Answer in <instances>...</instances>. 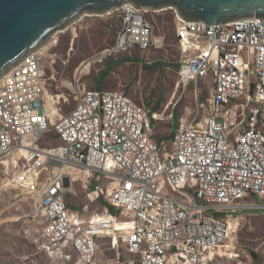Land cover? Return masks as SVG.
<instances>
[{
	"label": "built area",
	"instance_id": "1",
	"mask_svg": "<svg viewBox=\"0 0 264 264\" xmlns=\"http://www.w3.org/2000/svg\"><path fill=\"white\" fill-rule=\"evenodd\" d=\"M119 13L123 28L103 56L164 45L149 10L126 4ZM175 23L179 86L204 81L209 100L201 105L206 114L180 122L170 150L153 137L157 115L117 91L79 90L68 115L60 114V98L53 123L48 79L35 53L0 79V163L16 167L14 186L35 198L30 218L44 228L39 244L49 264H97L101 239L88 234L82 250L65 238L66 218L80 217L74 228L81 234L99 216L72 211L67 198H79L73 189L79 179L46 177L51 169L83 172L87 197L120 213L112 217L106 209L107 223L94 222L97 230L123 227L117 264H214L217 256L212 261L206 249L225 246L231 235L219 215L249 198L264 201V18L208 25L176 14ZM236 103L241 122L229 110ZM50 129L59 145L41 146Z\"/></svg>",
	"mask_w": 264,
	"mask_h": 264
},
{
	"label": "rangeland",
	"instance_id": "2",
	"mask_svg": "<svg viewBox=\"0 0 264 264\" xmlns=\"http://www.w3.org/2000/svg\"><path fill=\"white\" fill-rule=\"evenodd\" d=\"M89 12L85 11L78 21L55 33L43 46L45 50L40 55L48 79V103L51 100V103H58L61 98L60 114L68 115L78 104L79 90H94L100 85L102 90L121 92L152 113L163 116L158 122H152L155 125L154 139L165 143L170 150L171 142H174L173 131L175 129L176 132L180 122L194 118L198 112L202 115L207 113V107L203 110L201 105H206L209 100V86L194 82L179 86L180 57L167 13H163L157 20L162 12H150L159 13L150 14V18L156 27V37L166 40L164 45L146 54L133 52L103 56L105 51L115 46L121 21L116 11L105 15H90ZM111 57L114 58L110 59ZM136 58L142 61H134ZM146 66L151 69H146ZM108 70L109 74L103 77V73ZM49 105L46 107L47 111ZM48 113L51 115L49 111ZM56 137V131L50 129L42 136L40 145L57 146L59 144ZM1 164L0 264H49L39 244L42 228L29 218L36 205L35 198L18 191L15 186L4 189L18 170L9 167L5 169ZM79 172L84 178H78L80 183L74 184L73 189L80 199L68 198L71 209L83 213L85 208L91 216L104 213L103 216L94 217L92 225L95 226L94 222L107 223L108 220L103 218L106 217L103 210L106 208L102 207L100 201L94 204L89 202L85 184L81 183L85 180V175ZM50 173L55 175L54 170L44 175L50 177ZM92 177L96 176L92 174ZM74 179L76 178L73 177V182ZM66 180L70 182L68 178ZM256 206L264 207V201L249 198L243 205L234 206L224 213L226 221H238L239 225L232 232L229 242L220 249L221 257H217V264H264V215L258 213L254 208ZM123 230L121 225L116 224L104 231L106 236L110 234L112 237H104L99 241L102 245H99L101 248L97 264H117V255L122 254L123 244L120 240L117 249L113 250L111 241L113 237L114 241L118 240ZM74 264L79 263L76 261Z\"/></svg>",
	"mask_w": 264,
	"mask_h": 264
},
{
	"label": "water",
	"instance_id": "3",
	"mask_svg": "<svg viewBox=\"0 0 264 264\" xmlns=\"http://www.w3.org/2000/svg\"><path fill=\"white\" fill-rule=\"evenodd\" d=\"M126 4L208 25L264 18V0H0V79L85 11L103 15Z\"/></svg>",
	"mask_w": 264,
	"mask_h": 264
},
{
	"label": "bare ground",
	"instance_id": "4",
	"mask_svg": "<svg viewBox=\"0 0 264 264\" xmlns=\"http://www.w3.org/2000/svg\"><path fill=\"white\" fill-rule=\"evenodd\" d=\"M109 13H111V12H109ZM109 13H105V14H109ZM105 14H103V15H105ZM80 18H81V16H80ZM44 46V45H43ZM40 47L39 49H37V51H35L34 53L35 54H37L38 56H40V58L42 59V56L40 55L42 52H43V50H45V48L44 47ZM11 72V71H10ZM9 72V73H10ZM7 74H5V75H3V77L1 78L2 80H3V78L6 76ZM49 99H52L51 97L49 98ZM59 99V98H58ZM54 101V100H53ZM51 102H52V100H51ZM48 103V104H50L49 105V107H48V111L51 113V117L53 118L52 120H53V123L57 120V118L59 117L58 116V112H57V109H56V107H54L53 105H57L58 103L57 102H53V103ZM48 106V105H47ZM157 116L159 115V114H156ZM156 119H157V121L158 120H160V119H158V117H156ZM113 164L112 163H109L108 164V166L109 167H111ZM1 166L3 167V168H13V169H15V170H18L16 167H14V166H12V164H10L9 163V161H6V162H3L2 164H1ZM51 170H54V172H55V175L54 176H58V177H60V178H63L64 176H66L68 173H72V175L71 174H69L72 178L73 177H75V178H79V179H83L84 177L83 176H81V174H80V172L78 171V170H74L73 168H71V167H68V166H66V167H63V168H61V169H51ZM64 171V173H63V171ZM68 173H67V172ZM60 172V173H59ZM76 175L78 176V177H76ZM11 180V179H10ZM71 181H72V179H70ZM12 182H13V179L11 180ZM31 187H29V188H33L32 187V185H30ZM34 189V188H33ZM36 207V205L34 206V208ZM109 207H111V206H109ZM104 214V213H103ZM102 214V215H103ZM97 216H99V215H97ZM93 217H95V216H93ZM78 221H82L81 219H80V217L79 218H72V217H68V218H66L65 220H64V222H63V224H62V229H63V231L64 232H66L67 233V235H66V237L65 238H68L76 247H78V248H81L82 250H84V238L85 237H87V236H89L88 234H91L93 237H98V238H101V239H105L104 237H107L106 236V233L103 231V230H97V229H95L96 227L95 226H93L92 225V223L91 224H89V226L87 227V228H84V229H82V233L81 234H77L76 233V231H75V228H74V223H76V222H78ZM228 222V224H229V228H230V232H231V235H232V232L234 231V229L235 228H237V222L238 221H235V222H230V221H227ZM37 224H39L40 226H41V228H42V231L44 230V228H43V226H42V224L41 223H37ZM239 224V223H238ZM65 228V229H64ZM47 231H51L50 229H47ZM123 234V233H122ZM230 235V236H231ZM101 239H99V241L101 240ZM229 240H230V238H229ZM232 240V239H231ZM115 242H117L116 240H115ZM228 243V242H227ZM226 243V244H227ZM225 244V245H226ZM225 246H218V247H214V248H211V249H206L207 250V252H208V256H209V258L213 261V258L215 257V256H217V257H221L220 256V249L221 248H224ZM222 253V252H221ZM52 256H55L56 257V255L55 254H51ZM217 262H218V260L217 259H215L214 260V264H217Z\"/></svg>",
	"mask_w": 264,
	"mask_h": 264
},
{
	"label": "trees",
	"instance_id": "5",
	"mask_svg": "<svg viewBox=\"0 0 264 264\" xmlns=\"http://www.w3.org/2000/svg\"><path fill=\"white\" fill-rule=\"evenodd\" d=\"M163 13H167L168 18L170 19V22L172 23V29L174 30V35H175V40H176V48H177V50H178V55H179V57H180V51H179V49H178V40H177V37H176V25H175V17H176V14H175V12H174L173 10L163 11V12L161 13V15H159V16L157 17V20H159V18L162 17V16L164 15ZM150 14H159V13H148V14H147V19H148V21L151 23V25L154 27V29H155V31H156V27H155V25H154L153 19L150 18ZM117 15L119 16L118 18H119L120 21H121V30H122V28H123V19H122V16L120 15L119 12H117ZM121 30H120V31H121ZM117 38H118V37H117ZM116 41H117V40H116ZM165 41H166V40H164V43H165ZM115 44H116V43H115ZM154 49H157V48L154 47V48H151V49H149V50L144 51V50H141V49L138 48V47H134L133 49H131V50H129V51H126V52H123V53H120V54H132L133 52H138L139 54H146V53H148V52L153 51ZM112 58H114V57H111L110 59H112ZM133 60H134V61H138V62H141V61H142L141 59H138V58L133 59ZM146 69H151V67H150V66H146ZM109 72H110V70L104 72V73H103V77H106V76L109 74ZM178 76H179V75H178ZM96 89H97V90H102V88H101L100 85H98ZM154 111H155V110H154ZM157 117H158V119H163V116L158 115ZM175 121H177V119H175ZM176 132H177V130H176ZM176 132H175V129H174V131H173V135H172L173 139H175ZM56 138H57L56 141H58V144H59V137H56ZM13 186H14L13 182H12L11 180H9L8 183L4 186V189H9V188H12ZM100 202L102 203V204H101L102 207H109V206L107 205V203H105V202H103V201H100ZM109 209L111 210V213H114V210H113L112 208L109 207ZM96 216H97V215H96ZM96 216H95V217H96ZM99 216H103V215H99ZM224 216H225L224 214L219 215L220 218H222V217H224ZM237 224H238V222H237ZM238 225H239V224H238Z\"/></svg>",
	"mask_w": 264,
	"mask_h": 264
},
{
	"label": "clouds",
	"instance_id": "6",
	"mask_svg": "<svg viewBox=\"0 0 264 264\" xmlns=\"http://www.w3.org/2000/svg\"><path fill=\"white\" fill-rule=\"evenodd\" d=\"M123 8V7H122ZM121 8V9H122ZM120 9V10H121ZM174 11V10H173ZM116 12H119V10L118 11H116ZM150 12H152V11H150ZM175 12V11H174ZM175 14H176V12H175ZM176 18V17H175ZM137 104V103H136ZM142 106V105H141ZM59 107V106H58ZM155 114V113H154ZM156 122H158V121H156ZM85 181V180H84ZM79 183H80V181H79ZM81 183H83L82 181H81ZM67 186L69 185V182L67 181ZM78 184V183H77ZM70 187V186H69ZM75 190V189H74ZM75 192H76V190H75ZM77 193V192H76ZM86 193V192H85ZM86 196H87V193H86ZM68 198H72V199H76V200H78V199H80V197L79 198H73V197H71V196H69ZM68 198H67V205L69 206V208L71 209V207H70V205H69V202H68ZM87 199L89 200V202L91 203V204H94V203H96V202H99V201H103V202H105V203H107L105 200H103V199H101V200H99V201H96V202H94V201H92L91 199H89L88 197H87ZM108 205V204H107ZM109 206V205H108ZM106 209H109V207H105ZM111 208V207H110ZM106 209H103V210H106ZM113 209V208H112ZM72 210V209H71ZM114 210V213H111V210L109 209V212H110V214H111V216L112 217H117V216H119V212H117V211H115V209H113ZM32 211V210H31ZM73 211V210H72ZM74 212H76V211H74ZM32 213V212H31ZM30 213V214H31ZM80 213V212H79ZM258 213H261V212H258ZM83 216H85V217H93V216H91V215H89L88 214V212H87V209H85L84 208V210H83V213H81ZM261 214H263L264 215V213H261ZM225 215V214H224ZM29 218H30V216H29ZM222 219H224L223 217H222ZM225 220V219H224ZM34 222V221H33ZM35 223V222H34ZM116 239V238H115ZM116 244H118V246H119V243H121V241L120 240H117L116 239ZM113 242L115 243V241H114V237H113V239H112V241H111V246H112V244H113ZM229 242V241H228ZM123 244V243H122ZM99 245H102L101 243H99ZM101 248V247H100ZM112 249H113V247H112ZM114 250V249H113ZM116 250V249H115ZM122 253H123V250H122ZM217 259V258H216ZM218 260V259H217ZM108 264H110V263H108Z\"/></svg>",
	"mask_w": 264,
	"mask_h": 264
},
{
	"label": "crops",
	"instance_id": "7",
	"mask_svg": "<svg viewBox=\"0 0 264 264\" xmlns=\"http://www.w3.org/2000/svg\"><path fill=\"white\" fill-rule=\"evenodd\" d=\"M201 84H205V85H207L204 81H202V82H200ZM208 86V85H207ZM94 90H97V89H94ZM98 91H101V90H98ZM104 91H106V90H104ZM229 110H233V112H237V122H241L242 120H243V118H244V116H243V114H242V112H241V110H240V108H239V103H236L234 106H233V108H229ZM245 128H246V123L244 122L243 123V125H242V127L240 128V130L239 131H236L235 133H234V135L235 134H239L242 130H245ZM177 131H178V128H177ZM155 132V131H154ZM176 134H177V132H176ZM236 136V135H235ZM154 137V136H153ZM175 137H176V135H175Z\"/></svg>",
	"mask_w": 264,
	"mask_h": 264
}]
</instances>
